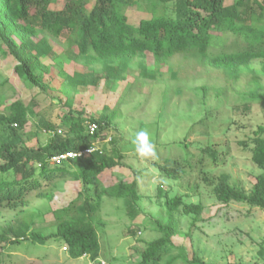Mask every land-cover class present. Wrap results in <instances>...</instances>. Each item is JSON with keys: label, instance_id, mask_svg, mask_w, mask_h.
Instances as JSON below:
<instances>
[{"label": "rangeland", "instance_id": "1", "mask_svg": "<svg viewBox=\"0 0 264 264\" xmlns=\"http://www.w3.org/2000/svg\"><path fill=\"white\" fill-rule=\"evenodd\" d=\"M62 3L63 0H54L50 6L60 7ZM167 12L173 13L170 9ZM130 18L138 21L135 16ZM66 36V31L60 37L47 34L53 44V51L44 59L49 72L42 73L50 86L48 93L14 75L13 58L3 55L0 49V93L7 103L16 98L26 103L34 101L36 112L30 114L27 126L20 133L31 146L43 145L53 135L48 124L57 133L67 134L68 128L61 117L69 110L74 116L83 112L96 119H111L109 128L102 131V139L96 144L109 150L114 145L115 154L123 156V165L103 172L101 179L104 184H110L138 177L144 198L139 203L138 214L131 212L124 198L103 195L97 199L95 218L99 221L100 242L97 259L110 264H134L146 242L160 236L154 221L165 220L167 216L165 197L159 195L160 186L170 197L181 195L186 201L204 206L195 225L191 223L192 216L177 214L179 232L174 236L175 247L165 254L161 264L169 254H179L180 246L185 247L189 258L199 257L205 264H264V209L246 202L224 203L214 192L224 174L231 185L250 191L256 177L264 173L251 159L254 131L259 125L264 126V97L251 94L256 88L264 92V58L253 59L251 68L235 78L190 54H177L162 62L160 68L150 53L139 55L129 63L118 60L88 63L80 55L74 56L76 61L66 63L67 53L63 50L68 47ZM216 50L211 48L213 52ZM57 55L62 59L59 63L55 59ZM75 71H78L76 83L71 85L68 76ZM4 78H10V82L1 84ZM87 79L98 82L91 86L85 82ZM62 89L69 94H60ZM68 99L72 100L71 106L66 104ZM141 129L150 133L157 152L154 159L141 160L133 151L132 139ZM0 135L10 138L1 126ZM111 138L115 144H111ZM210 149L216 151V158ZM167 159L180 162L183 172L179 179L161 175L158 164H164ZM134 171L140 174L136 176ZM84 188L69 176L43 180L40 189L52 192L53 199L40 197L38 190H33L22 211L1 207L0 233L22 223L28 226V234L55 232L53 211L67 205L79 192L84 197L94 194ZM65 245L26 239L7 249L1 264H93L95 261L89 255L70 257ZM175 264L185 262L179 258Z\"/></svg>", "mask_w": 264, "mask_h": 264}, {"label": "trees", "instance_id": "2", "mask_svg": "<svg viewBox=\"0 0 264 264\" xmlns=\"http://www.w3.org/2000/svg\"><path fill=\"white\" fill-rule=\"evenodd\" d=\"M53 2L0 0V49L3 55L13 58V74L42 92L50 91L42 74L49 72L44 59L53 51L47 34L60 37L65 31L68 43V47L63 48L67 53L66 63L76 61L74 56L78 55L86 57L88 63L117 60L129 63L139 55L150 53L160 68L162 62L177 54H190L227 77L235 78L251 68L253 59L264 58V0H63L60 7L51 8ZM169 9L172 14H168ZM130 15L137 17L138 21H133ZM229 34L234 36L230 42L232 36ZM212 47L217 50L211 51ZM55 59L57 63L62 60L58 55ZM77 74L75 71L68 76L69 84L76 83ZM7 82L10 78H4L1 84ZM85 82L95 86L98 81L87 79ZM61 93L69 94L65 89ZM251 94L264 97V92L258 88ZM1 95L0 126L10 138L0 135V208L22 211L33 190H38V196L52 200L54 194L40 187L43 180L56 177L69 176L94 194L84 197L79 192L67 205L54 210L55 232L33 231L28 234V226L22 223L20 227L10 226L8 231L0 233V264L10 246L26 239L41 244L62 242L66 244L70 257L89 255L96 260L100 253L99 221L95 218L97 199L103 195L124 198L131 212L138 214L139 203L144 198L139 190L138 177L104 184L101 174L123 165V156L115 154L114 145L110 150L103 146L59 163L52 162V157L68 151L78 152L98 143L111 119H96L83 112L74 116L69 110L61 117V122L68 128L67 134L57 133L48 124L53 135L45 144L31 146L20 133L27 126L30 114L36 112L34 101L26 103L16 98L7 103ZM66 104L71 106L72 100L68 99ZM89 122L99 126L93 134L89 132ZM252 140L251 159L264 169L263 125L254 131ZM110 142L115 144L113 138ZM210 153L216 158V151L210 149ZM158 167L161 175L167 178L179 179L183 172L177 159H167ZM134 173L136 176L140 174ZM158 189L159 195L165 197L167 216L165 220L155 219L160 236L146 242L134 264H161L165 254L175 247L174 236L179 232L177 214L192 216L191 223L195 225L204 210L202 203L186 201L181 195L170 197L160 186ZM214 192L224 203L246 202L264 209V173L256 177L250 191L231 185L224 174ZM179 249V254H169L163 264H175L179 258L185 264H205L199 257L189 258L185 247Z\"/></svg>", "mask_w": 264, "mask_h": 264}, {"label": "clouds", "instance_id": "3", "mask_svg": "<svg viewBox=\"0 0 264 264\" xmlns=\"http://www.w3.org/2000/svg\"><path fill=\"white\" fill-rule=\"evenodd\" d=\"M132 145L134 153L141 160L156 158V148L147 129H141L135 133Z\"/></svg>", "mask_w": 264, "mask_h": 264}, {"label": "built area", "instance_id": "4", "mask_svg": "<svg viewBox=\"0 0 264 264\" xmlns=\"http://www.w3.org/2000/svg\"><path fill=\"white\" fill-rule=\"evenodd\" d=\"M98 128H99V126H98L97 123H94V122H89L88 123V129H89V132L91 134L95 133L98 130ZM99 148L100 147L96 143H94L91 146L85 148L84 150H81V151H78V152L68 151V152H66L64 154L55 155V156L52 157V162L59 163L63 159L74 157V156H77V155L90 153V152L98 150ZM93 264H110V263L108 261H106V260H103V259H97V260H95L93 262Z\"/></svg>", "mask_w": 264, "mask_h": 264}]
</instances>
